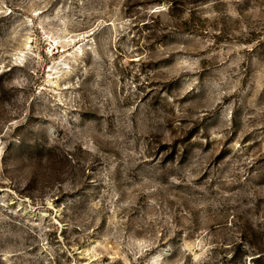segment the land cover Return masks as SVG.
Instances as JSON below:
<instances>
[{
    "label": "rangeland",
    "instance_id": "obj_1",
    "mask_svg": "<svg viewBox=\"0 0 264 264\" xmlns=\"http://www.w3.org/2000/svg\"><path fill=\"white\" fill-rule=\"evenodd\" d=\"M0 264H264V0H0Z\"/></svg>",
    "mask_w": 264,
    "mask_h": 264
}]
</instances>
